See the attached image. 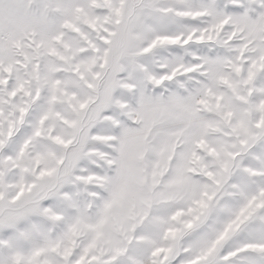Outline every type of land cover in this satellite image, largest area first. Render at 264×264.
Here are the masks:
<instances>
[{"label": "snow or ice", "instance_id": "1", "mask_svg": "<svg viewBox=\"0 0 264 264\" xmlns=\"http://www.w3.org/2000/svg\"><path fill=\"white\" fill-rule=\"evenodd\" d=\"M0 264H264V0H0Z\"/></svg>", "mask_w": 264, "mask_h": 264}]
</instances>
